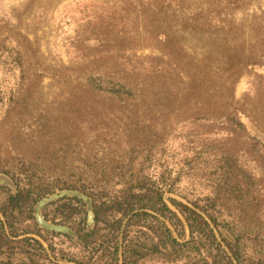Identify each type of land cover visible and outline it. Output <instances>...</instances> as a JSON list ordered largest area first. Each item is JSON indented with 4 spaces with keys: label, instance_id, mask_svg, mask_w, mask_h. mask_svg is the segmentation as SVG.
<instances>
[{
    "label": "rangeland",
    "instance_id": "rangeland-1",
    "mask_svg": "<svg viewBox=\"0 0 264 264\" xmlns=\"http://www.w3.org/2000/svg\"><path fill=\"white\" fill-rule=\"evenodd\" d=\"M233 1L188 0L190 26L181 31L166 28L159 13L138 14L135 0H0V49L17 61L14 70L0 61V167L10 170L0 171V200L16 191L17 179L35 175L56 184L44 198L58 194L35 206L41 221L56 225L45 217L56 208L49 203L78 195L92 227V197L65 188V182L108 176L111 194L131 174L159 180L166 171L179 179L180 191L168 192V197L188 203L186 194L205 202L212 189V165L218 153L228 150L236 154L252 192L264 194V158L258 153L264 147V58L254 68L241 66L242 59L264 47V0H251L242 9L234 8ZM207 16L210 26L201 24ZM161 33L177 41L175 56H183L184 70L192 77L182 81L176 75L179 65L162 51ZM169 68L175 74L168 78ZM99 92H133L142 103L124 107ZM163 92H182L197 107L209 105L211 92L234 96L246 129L228 134L221 123L197 119L195 108L192 117L169 110L159 115ZM162 124L168 128L159 143ZM123 126L128 132L119 131ZM188 133L192 136L186 138ZM234 211L225 210L227 220ZM258 213L264 220V211ZM84 224L75 215L56 226V235L40 225L48 230V240L29 235L41 240L53 263H67L62 253L78 251ZM142 264L160 262L149 257Z\"/></svg>",
    "mask_w": 264,
    "mask_h": 264
},
{
    "label": "trees",
    "instance_id": "trees-1",
    "mask_svg": "<svg viewBox=\"0 0 264 264\" xmlns=\"http://www.w3.org/2000/svg\"><path fill=\"white\" fill-rule=\"evenodd\" d=\"M135 1L138 2L134 6L138 7V14L146 16L148 13H159L166 28L172 26L181 31L188 30L191 19L185 11L189 9L188 0H159V4L158 0H154V4L151 0ZM232 4L235 5L234 8L242 9L249 7L252 2L236 0ZM183 12L186 13L185 16ZM207 17L201 23L204 26L213 23L212 18ZM161 38L164 42L162 51L165 55L175 57L176 65H179L176 75L182 81L185 76L192 77L190 72L184 70L183 56H175L177 41L164 33H161ZM261 58H264L263 46L254 52V56L248 55L242 59L241 66L243 69L254 68ZM0 61L11 70L17 66L13 53L4 54L1 49ZM174 70L168 69V78L175 74ZM112 78L115 79V76ZM3 87L2 83L4 92H9L8 86ZM96 88L101 89L102 85L99 84ZM10 92H14L13 87ZM163 93V102H160L159 96V115L169 110L170 113L178 112L176 115L185 111L192 117L195 108L199 109L195 115L197 119L221 123L228 134L234 133L236 128L246 129L242 120L243 112L234 96H225L224 92H211L209 105L197 107L190 104V97L182 95V92ZM99 96L115 100L124 107L129 103H142L133 92H99ZM224 122L228 126H224ZM164 124L161 125L162 128L159 127V143L168 128ZM119 131L128 132V128L123 126ZM262 132L261 139L264 140ZM191 136L188 133L185 137ZM258 153L262 160L264 147ZM212 167V189L211 194L203 198L205 202H201L200 197L191 198L186 194L184 197L188 199V203L173 196L166 200L168 192L180 193L176 184L179 179L177 181L172 178L166 171L159 174V180L142 172L131 174L124 178L125 186L111 194L106 189L109 180H105L108 176L80 177L75 181L65 182V188L92 197L95 222L92 227L87 226L89 213L78 195L49 203L56 208L53 213L52 210L47 211L45 217L56 225L41 221L35 213V206L45 204L44 196L56 184H47L35 175H29L27 181L26 178L17 179L16 191L6 193L0 200V264H52L41 240L29 234L48 240L44 234L48 233V228H53L52 234L56 235V226L70 223L75 215H81L85 221L81 232L79 231L81 241L78 243V251L63 252L61 260L67 263L53 264H142L149 257L158 258L160 264H264V220L258 213L259 210L264 211V194H254L249 183L244 181L234 152L228 150L218 153ZM0 171L10 173V170H2L1 167ZM225 210H235L233 219L227 220ZM49 245L55 254L57 248L50 240Z\"/></svg>",
    "mask_w": 264,
    "mask_h": 264
},
{
    "label": "water",
    "instance_id": "water-1",
    "mask_svg": "<svg viewBox=\"0 0 264 264\" xmlns=\"http://www.w3.org/2000/svg\"><path fill=\"white\" fill-rule=\"evenodd\" d=\"M58 194H55L54 196H57ZM54 196H51V197H45L44 199H43V202L44 203H46L47 201H49L51 198H53ZM165 198H166V200L168 199V194H166L165 195ZM39 205H41V204H39Z\"/></svg>",
    "mask_w": 264,
    "mask_h": 264
}]
</instances>
